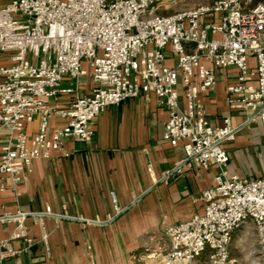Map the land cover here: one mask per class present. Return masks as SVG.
Here are the masks:
<instances>
[{"label": "built area", "instance_id": "built-area-1", "mask_svg": "<svg viewBox=\"0 0 264 264\" xmlns=\"http://www.w3.org/2000/svg\"><path fill=\"white\" fill-rule=\"evenodd\" d=\"M175 2L0 0V55L11 61L0 65V125L8 134L0 174L15 187L34 160L62 152L67 140L88 141L105 107L153 93L169 112L163 139L183 153L172 171L214 165L218 172L214 185L201 192L203 211L168 226L166 248L147 258L184 264L205 256L207 264H228L233 232L251 221L264 264V177L226 172L223 146L241 125L225 117L212 126L200 100L216 82L213 70L233 67L238 73L227 100L241 104L246 124H264V5L213 0L158 13ZM66 77L71 82L65 86ZM83 77L88 94L77 92ZM73 92L67 105L56 103ZM53 118L61 123L52 127ZM35 119L37 130L29 135L25 126ZM9 218L16 222L10 238L25 236V214ZM10 238L1 242L0 259L13 253Z\"/></svg>", "mask_w": 264, "mask_h": 264}, {"label": "crops", "instance_id": "crops-1", "mask_svg": "<svg viewBox=\"0 0 264 264\" xmlns=\"http://www.w3.org/2000/svg\"><path fill=\"white\" fill-rule=\"evenodd\" d=\"M10 63L0 55V65ZM249 64L254 66L253 58ZM213 72L214 86L200 95L206 118L214 127L225 117L241 125L223 146L228 155L224 168L230 175L264 177V124H246L241 104L227 100L237 69ZM63 82L66 86L71 80ZM89 83L81 78L78 94H88ZM74 97V92L62 94L56 103L65 106ZM168 117L153 93L125 99L100 112L88 141L67 140L62 152L34 160L15 187L0 174V254L1 242L16 228L9 217L25 214V236L10 238L13 253L0 264H160L147 255L166 248L168 226L203 211L201 192L214 185L218 172L214 165L172 171L183 153L180 145L163 139ZM60 123L53 118L51 126ZM37 126L38 119L27 123V133ZM7 135L0 125V150Z\"/></svg>", "mask_w": 264, "mask_h": 264}, {"label": "rangeland", "instance_id": "rangeland-1", "mask_svg": "<svg viewBox=\"0 0 264 264\" xmlns=\"http://www.w3.org/2000/svg\"><path fill=\"white\" fill-rule=\"evenodd\" d=\"M211 1L213 0H176L175 4H172L170 7H161L158 13L168 14L200 4L210 3ZM166 4H168L167 1L163 5ZM229 255L230 262L228 264H263L259 257V245L253 222L247 221L233 232L229 246ZM204 257L197 258L196 264H206V258Z\"/></svg>", "mask_w": 264, "mask_h": 264}, {"label": "trees", "instance_id": "trees-1", "mask_svg": "<svg viewBox=\"0 0 264 264\" xmlns=\"http://www.w3.org/2000/svg\"><path fill=\"white\" fill-rule=\"evenodd\" d=\"M244 2V7L245 8H250L258 3H261L264 5V0H250V1H247V0H243Z\"/></svg>", "mask_w": 264, "mask_h": 264}]
</instances>
